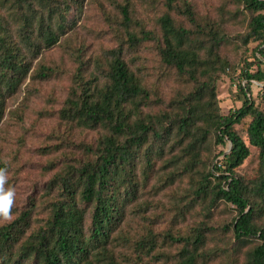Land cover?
Returning <instances> with one entry per match:
<instances>
[{"label":"trees","instance_id":"1","mask_svg":"<svg viewBox=\"0 0 264 264\" xmlns=\"http://www.w3.org/2000/svg\"><path fill=\"white\" fill-rule=\"evenodd\" d=\"M251 43L257 69L240 67L241 105L223 114L230 49ZM253 81L264 82V0H0V132L33 84L63 91L51 173L1 219L0 264H264ZM251 149L257 164L239 174ZM219 205L232 215L214 226Z\"/></svg>","mask_w":264,"mask_h":264},{"label":"rangeland","instance_id":"2","mask_svg":"<svg viewBox=\"0 0 264 264\" xmlns=\"http://www.w3.org/2000/svg\"><path fill=\"white\" fill-rule=\"evenodd\" d=\"M207 6L219 3V0H204ZM137 11L142 12L137 5ZM235 33V32H234ZM103 45L108 43L103 41ZM255 43H251L244 48H238L235 54L230 52V58L235 63V75L233 78L222 76L217 84V99L220 110L223 114H229L238 109L241 101L238 100L237 91L239 89L240 78H238L241 66L249 68L254 72L257 64L254 63ZM243 59L247 62L243 63ZM243 63V64H242ZM249 64V66H248ZM244 85L245 82L241 81ZM54 83L33 84V95L28 101L15 100L11 106L16 109L18 120H12L10 125L5 126L0 132V159L4 169L7 172V182L5 189L13 188L15 190V199L11 210L23 211L29 203H33L38 197L40 190L44 187L51 172L44 171L46 159L45 151L47 145L57 143L56 139L59 133H53L56 127L55 113L62 101V85L57 86ZM264 82L253 81L251 85V97L255 105L263 107L262 86ZM245 124L241 123L235 126V129L243 130ZM53 133V134H52ZM230 144L226 143L219 147V151L228 152ZM220 155L216 160L222 159ZM257 164V152L251 149L250 157L237 169L239 174H248L252 172ZM38 198V199H39ZM214 226H219L224 221L231 218L230 208L219 205L212 209ZM167 217H174V213H168ZM3 221L0 219V222ZM191 219L184 222V227L189 228L192 224ZM174 227L173 224H171ZM159 225L157 226V228ZM160 228V227H159ZM211 245V244H210Z\"/></svg>","mask_w":264,"mask_h":264},{"label":"clouds","instance_id":"3","mask_svg":"<svg viewBox=\"0 0 264 264\" xmlns=\"http://www.w3.org/2000/svg\"><path fill=\"white\" fill-rule=\"evenodd\" d=\"M7 182L6 169L0 168V219H11V208L15 199V190L13 188L5 189Z\"/></svg>","mask_w":264,"mask_h":264}]
</instances>
